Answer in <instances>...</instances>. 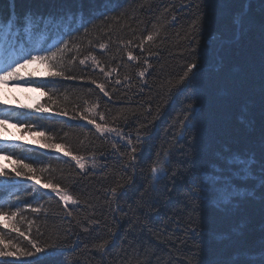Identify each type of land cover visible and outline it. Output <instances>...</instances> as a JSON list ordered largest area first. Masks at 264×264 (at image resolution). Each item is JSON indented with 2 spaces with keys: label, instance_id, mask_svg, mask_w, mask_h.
Instances as JSON below:
<instances>
[{
  "label": "trees",
  "instance_id": "obj_1",
  "mask_svg": "<svg viewBox=\"0 0 264 264\" xmlns=\"http://www.w3.org/2000/svg\"><path fill=\"white\" fill-rule=\"evenodd\" d=\"M11 3L0 0V15L7 16ZM104 4L111 9L105 12L107 19L100 15ZM28 8L48 12L49 0H17L18 12ZM65 11L67 15L50 28L41 25L29 33L27 44L49 47L71 31L74 39L65 37L71 48L65 53V64L68 66L67 62L76 56L72 74L84 78H55L56 82L48 87L56 103L47 113L20 108L51 104L39 87H17L15 91L13 86L5 85L0 91V115L9 116L13 123H30L33 131H45L52 136L48 142L62 144L65 150L85 157V169L77 168L63 151L41 149L35 143L40 138L15 123L18 140L0 130V149L23 155L27 163L35 161L34 167L50 166L49 171L40 174L41 183H58L78 203L66 207L55 193L40 188L35 181L15 177L12 163L1 156L0 165L11 173L0 177V203L7 202L2 211L10 215L20 209L11 219L0 215L4 242L30 249L26 240L11 231L13 224L20 227L49 253L21 258L32 264H145L149 259L151 264H241L244 259L258 260L264 255V201L258 174V161L264 151V0H66ZM86 17L91 18L87 31H75ZM149 34L153 40L144 41L141 51L137 45ZM101 43L107 45L103 51ZM128 51L139 59L129 61ZM89 53L96 56L105 71L113 70L111 76L105 78L91 58L80 65L79 60ZM193 61L199 65L193 78L170 96L169 89ZM145 69L141 79L138 73ZM22 71L35 72L34 79H49L43 76L39 64ZM92 79L106 84L108 97L91 83ZM31 89L39 94L32 103L21 94ZM93 104L105 113L108 127L124 133L125 141L117 143L115 133H97L93 125L80 119L81 115H89L100 122L96 113L84 111ZM189 104L190 135L185 140L179 125L173 135L172 125ZM61 111L68 115H58ZM148 122L151 140L139 153L136 167L125 168L129 157L121 144L128 136L135 143L137 129ZM26 135L29 138L24 140ZM176 141L181 142L176 148H182L189 158L195 157L198 168L207 169L202 175L218 173L220 167L214 161L220 158L235 180L234 184L221 183L215 199L206 201L195 213L179 178H166L156 185L150 178L153 160L166 161L165 152H175ZM173 159L175 167L181 161L180 153L175 152ZM253 165H257L255 171ZM133 175L130 201L150 186L159 189L150 190L148 196L156 198L154 203L159 208L153 223L164 228L149 234L143 247L126 234V219L120 213L114 219L112 211L116 204L111 189L131 183ZM6 179L22 183L6 185ZM9 204L14 207L9 208ZM35 207L40 211L32 212ZM191 228L202 235L194 238ZM104 241L109 242L106 251L99 248Z\"/></svg>",
  "mask_w": 264,
  "mask_h": 264
},
{
  "label": "snow or ice",
  "instance_id": "obj_2",
  "mask_svg": "<svg viewBox=\"0 0 264 264\" xmlns=\"http://www.w3.org/2000/svg\"><path fill=\"white\" fill-rule=\"evenodd\" d=\"M17 0H12L11 6L8 10L7 16L0 15V84L11 85L13 87H39L42 90V93L47 96L48 101H51V104L45 106V104H35L33 105H20L21 109H31L37 113H47L52 110V105L56 102L52 99V96L49 93L52 92V89L48 87L50 83H55V78H62L64 80H77L83 79L84 77H77L72 74L71 64L77 59L76 56H73L71 60L67 62L68 66L65 64V53L71 51L69 47L70 40L65 37H72V33L65 32L62 34L60 40L56 44L49 47H39L34 48L30 47L27 44V36L29 33L33 32L36 29H40L41 25L44 28H50L52 23L56 20L67 15L65 11L66 0H49L50 9L48 12H41L38 9L34 10L31 8L24 9L22 12L16 10ZM104 11L100 13L101 16H104L105 12L110 11L106 4L102 5ZM91 18L86 17L84 23H81L75 31H79V28H84L87 31L86 24L90 22ZM195 24V22H194ZM24 39H21V37ZM153 35L149 34L144 37V40L137 45L141 51L144 50V41H152ZM131 44V41H129ZM99 48L103 51L107 48V45L101 43ZM11 50V54L9 53ZM127 57L129 61H136L139 59L138 56H134L131 51L127 52ZM91 58L94 67H99L100 71L103 72L105 78L111 76L113 70L109 69L105 71L101 62L96 59L95 55L85 56L83 59L79 60L80 65H85L86 61ZM146 63V61H145ZM39 64L43 69V76L49 79L40 80L34 79L36 77L35 72H24L22 70L26 69L29 65ZM199 67L198 62L193 61L187 64L183 74L179 76L176 85H173L169 89V95L173 94L174 90H179V86L185 85L188 81L193 78L194 70ZM145 70H141L138 75L141 79L144 78ZM127 79V77L125 78ZM92 84H95L96 88L99 89L104 96L108 97L109 92L106 90V84L98 82L96 79L91 80ZM110 83V81H109ZM117 84L120 83L119 80L116 81ZM46 90V91H45ZM0 105H3V101H0ZM192 105L189 104L187 107L182 108L177 117L174 118V123L172 125L173 135L175 136L177 131V125H179V131L183 133L185 140L188 139L190 135V125L191 120L190 110ZM9 109L5 106V111ZM86 113H96L99 117V123L97 122L95 116L81 115L80 119L86 120L87 124L93 125L97 133H115L120 141H125L124 133L116 127L107 126V117L104 112L98 111V105L93 104L89 108H85ZM58 115H68L66 111H61L57 113ZM151 114V113H149ZM74 118V117H73ZM155 119V118H154ZM11 122V118L7 115H0V128H6L8 123ZM16 126L20 127L23 131H29L31 135L39 137L40 139L36 140L35 143L39 145L41 149H56L57 151H63L65 157H70L72 161L75 162V166L82 171L85 169V157L80 155H74L71 150H65V146L57 143H50L48 141L52 140V136L46 134L45 131H33V125H25L24 121L17 120L14 122ZM151 122L142 124L137 129V135L135 138V143L133 139L128 136L126 142L121 144L122 148H126V155L129 157V162L125 166L135 168L137 165L139 153H142L144 150V145L151 140V135L149 132V125ZM67 135V134H65ZM7 142V137L2 138ZM25 144L27 142H24ZM176 143H181L176 141L173 143V148L175 152H179L181 155V161L179 164L175 163L173 157L175 152L168 150L165 152L167 157L166 161L153 160V165L150 169L151 181L153 185L161 183L164 179L179 178L185 185V198L188 201V204L191 206L193 213L200 210L206 201L215 199L217 191L221 183L227 184L231 181L233 184L235 180L229 171L226 164H224L220 158H216L214 163L218 164L220 170L218 173L214 172L209 175H202V172H206L207 169L198 168L195 164V157L189 158L187 152L182 148H176ZM17 147L20 145L17 144ZM114 149L117 148V144L112 145ZM192 145L189 144V148ZM159 157V152L156 154ZM0 156L6 161H10L13 165L11 173H14V176L17 178H25L29 181H35L36 184L40 185V188L50 190L51 193H55L59 197V200L67 207L70 204L78 203L77 200L73 198L72 195L68 193L66 189H62L58 183H54L52 180H47V182L41 183L42 173L49 171L50 166H45L42 168L34 167L32 163L25 162V157L23 155H17L15 152H7L5 149H0ZM16 157L13 159V157ZM59 159V157H57ZM257 165L252 166V171L256 170ZM259 168V178H260V196L261 200L264 201V151H262L261 156L258 161ZM11 173L0 165V177H7ZM6 185H15L22 183L21 180H12L6 179L3 181ZM135 184V178L131 180L129 184H121L117 187L111 189V199L115 201V208L113 211V218L116 219L115 214L120 213L127 221L126 234L131 236V239L134 243L140 244L143 247V241L147 240L149 234L153 232H159L161 228H164L163 225L160 228H157L153 223V217L159 215V208L154 203L155 197L148 196V192H159L158 188L151 187L145 189L144 192L135 197L133 200L128 199V195L132 190V187ZM165 189L170 191L165 184ZM38 191V190H35ZM146 197H148L146 199ZM7 202L0 203V215H3L4 218L11 219L17 216V213L20 209H17L16 212L8 213L3 212L2 210L5 207ZM9 208L14 207V205L9 204ZM27 207H31L30 205ZM32 212H39L40 208L35 207L31 208ZM68 215L71 216L72 213L68 212ZM120 221H117L119 223ZM166 230V229H164ZM11 231L18 233V237H22L30 245L28 247H21L18 244L5 243L3 237L0 236V264H32L31 261L22 260L23 257H33L37 253H45V249L39 247L36 242L29 239L25 234V231L21 230L20 227H17L16 224L12 225ZM190 234L195 238L202 235L201 232L197 231L196 228H191ZM115 239V234L113 235V240ZM108 241H104L99 245V248L102 251H106V245ZM132 245L130 244L129 247ZM47 247V246H46ZM34 250V251H33ZM264 252V249H262ZM3 258H14L11 261ZM145 264H151V260L145 262ZM241 264H264V255H261L260 258L256 261H251L244 259L241 261Z\"/></svg>",
  "mask_w": 264,
  "mask_h": 264
},
{
  "label": "rangeland",
  "instance_id": "obj_3",
  "mask_svg": "<svg viewBox=\"0 0 264 264\" xmlns=\"http://www.w3.org/2000/svg\"><path fill=\"white\" fill-rule=\"evenodd\" d=\"M5 85L4 84H0V91H2L3 87ZM15 91H18L17 88H14ZM22 95H25V98L29 100L30 103L34 102L37 100V98L39 97V94L36 90L31 89L29 91H27L25 94L21 93ZM0 130H3L5 132V134L12 140H18L17 138H19V132L18 130L13 126V124H11L10 122L8 123V125L6 126V128H0ZM29 136L26 135V137H23V139H28ZM2 160L0 159V162Z\"/></svg>",
  "mask_w": 264,
  "mask_h": 264
}]
</instances>
